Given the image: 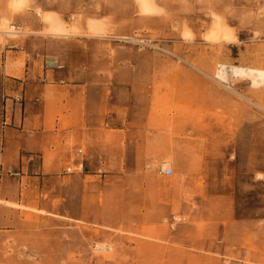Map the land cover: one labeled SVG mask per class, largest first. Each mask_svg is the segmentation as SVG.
<instances>
[{"label": "rangeland", "instance_id": "1", "mask_svg": "<svg viewBox=\"0 0 264 264\" xmlns=\"http://www.w3.org/2000/svg\"><path fill=\"white\" fill-rule=\"evenodd\" d=\"M10 1L0 20L27 33L0 34V94L40 51L53 70L47 126L80 133L56 135L45 189L0 200V264H264V87L213 78L217 62L264 67V0H156L151 15L134 0H30L13 13ZM38 9L80 30L45 34ZM216 21L232 38H208ZM53 79L86 85L80 115ZM79 148L84 171L68 172Z\"/></svg>", "mask_w": 264, "mask_h": 264}, {"label": "crops", "instance_id": "2", "mask_svg": "<svg viewBox=\"0 0 264 264\" xmlns=\"http://www.w3.org/2000/svg\"><path fill=\"white\" fill-rule=\"evenodd\" d=\"M13 51L15 55L20 53L19 50ZM28 53L31 58L26 62L23 81H5L0 94L3 98L0 100V200L14 203L24 201V189L32 198L45 189L47 182L51 180L49 175L57 169L58 159H47V155L57 146L56 135L59 134L64 142L69 136L77 139L80 133L79 128L59 129L58 125L51 130L47 126L46 86L53 70L47 69L40 51L29 49ZM53 81L59 86L57 94L68 90L70 96L77 99L80 115L83 111L81 103H86L88 98L86 85L77 83L69 88L66 86L70 84H66L64 79ZM21 99L24 103L19 101ZM89 130L92 129H88L87 134L95 136L96 133ZM8 171L19 174L12 176ZM9 183L12 185L11 189L8 188ZM30 200L32 199L27 198L25 204ZM0 208L7 209L3 205Z\"/></svg>", "mask_w": 264, "mask_h": 264}, {"label": "bare ground", "instance_id": "3", "mask_svg": "<svg viewBox=\"0 0 264 264\" xmlns=\"http://www.w3.org/2000/svg\"><path fill=\"white\" fill-rule=\"evenodd\" d=\"M30 0H11L10 10L11 12H20L25 7H27ZM138 6L141 13L146 15H151L160 12V8L157 5L156 0H134ZM43 22V33L54 36V37H66L80 30L79 20L73 22H68L61 17V15L55 11L51 10H37ZM86 26L89 33L92 36L106 37L107 25L104 20L99 18L89 17L86 21ZM27 33V31L20 30L18 27L14 26L10 21V18L3 16L0 20V34L3 36L15 37L19 34ZM232 32L226 26L220 24V21H216L215 25L212 27L208 38H218L224 37L225 39L232 38ZM229 75L235 77H246L248 78L253 87H264V67L263 66H240L231 65L224 62H217L214 71L213 78L219 83H224L229 79ZM262 107L261 105H259ZM170 158L162 163V167L169 164ZM164 170V169H163ZM261 177V175H259ZM10 205L16 206L15 203L5 201ZM22 207V206H19ZM97 248H110L107 244H97Z\"/></svg>", "mask_w": 264, "mask_h": 264}, {"label": "built area", "instance_id": "4", "mask_svg": "<svg viewBox=\"0 0 264 264\" xmlns=\"http://www.w3.org/2000/svg\"><path fill=\"white\" fill-rule=\"evenodd\" d=\"M85 168V158H84V152L82 148H79L77 150V158L74 161V169L67 168L68 172H82L84 171ZM8 174L12 176H17L19 173L16 171H8ZM163 173L166 175H171L173 173V168L172 167H166L163 170ZM182 220V217L179 215H172L170 218V225L171 228L174 229L176 223L180 222Z\"/></svg>", "mask_w": 264, "mask_h": 264}]
</instances>
